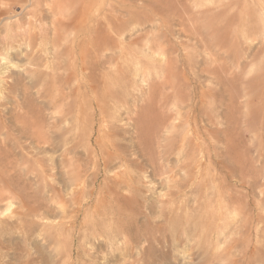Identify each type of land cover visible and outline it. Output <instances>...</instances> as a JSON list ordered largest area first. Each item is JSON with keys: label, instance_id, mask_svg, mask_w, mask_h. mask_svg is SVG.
I'll use <instances>...</instances> for the list:
<instances>
[{"label": "rangeland", "instance_id": "rangeland-1", "mask_svg": "<svg viewBox=\"0 0 264 264\" xmlns=\"http://www.w3.org/2000/svg\"><path fill=\"white\" fill-rule=\"evenodd\" d=\"M13 1L0 0V123L7 124V127H4L0 133V264H136L134 261L137 260L138 264H143L140 257L142 250L145 251L148 246L152 245V242L156 241L149 240L148 244L144 241V236L141 239L139 236L140 242H135L132 248L133 253H127L126 249L125 253L124 250L118 252L119 249H124L130 241L126 237L125 242L123 238L109 239L100 226H98L99 229L91 228L89 219L87 221L90 212H88L89 201H85L79 207L72 206L69 189L70 174L67 172L69 170L68 161L73 157H84L87 151H91L93 157L97 152V146L94 142L89 145L87 136H83L77 139L79 154H63V148L58 142L61 131L60 119L68 104L71 105L74 102L79 104L86 101L83 87L80 86L64 100H54L55 87L58 83H54L51 77L56 56L50 41L47 46V44H40L41 38L28 39L17 36L12 39L13 46L9 47L8 41L2 38L8 26H14L15 31L20 34L24 29V31L29 29L31 31L34 28V33L37 35L40 32L36 29L37 25L44 23L49 27L54 24L56 26L58 23L52 22L57 17L55 16L57 10L54 9L58 7L57 5L59 7L64 5L65 1L61 0L58 4L55 0H39L41 3L36 4V0H24L21 5ZM159 1L161 5L163 4L161 7L164 13L160 12L161 15L158 11L156 13L152 8L150 9L149 5H136L138 3L134 5L133 2L127 0L126 3L121 1L124 4L116 0H97V3H93L95 6L92 5V10H85L79 18L72 15L74 20L78 18L75 22H81L76 29L72 30V33L82 36L88 31L93 20L112 6L118 9L116 14L126 19L125 21L133 20V18L129 19L128 11L132 14L140 11L138 13L143 14L141 11L143 10L147 15H151L149 22L144 24L131 22L128 28L117 36L123 46L121 51L119 49L104 51L107 56L118 57L119 60L115 58L117 68L114 67L115 61L113 60L111 64L113 68L108 70V75L101 76L98 83L105 82L108 85L126 89L129 102L122 107V112L121 110L119 112V115L123 114L120 116V118L123 117L121 120H124L127 107H129L128 110H134L140 106L150 105L152 108L165 109L159 106L158 86L163 82L164 74H169L168 71L173 72L181 94L190 99L188 108L197 109L203 114L211 112L215 116L217 125H207L201 133V142L205 146L209 143L216 144V151L219 155L212 152L210 162L217 164L215 168V174L219 177L217 182L219 184L223 176H227L228 183L226 182L224 187L229 184L231 192L240 198L241 202L231 207L235 212L226 214L227 222L231 220L232 226L229 224L228 229L220 233L219 237L218 234L208 236L211 247L207 243L204 244L203 239L196 235L197 233L192 234L195 232L192 226L188 228L189 232H186V236L182 235L186 239H181V230H177L178 227H176L175 231L170 229L171 235L168 233L167 242L160 238L161 243L156 242V245H152L156 256L149 264H264V34L248 35L246 32L243 34L239 28L245 21L247 24L249 21L252 22L249 24H254L260 18L264 21V1L254 0L253 3L252 0ZM45 3L49 4L48 7L44 6ZM260 5L263 6L261 10L257 9V6L262 7ZM153 9L156 10V6ZM173 9L180 11V16L172 14ZM168 10L171 14L167 13ZM61 15L64 16L63 19L71 18V14L67 12ZM237 26L238 30H236ZM218 30H222V32L219 31L221 35ZM237 32L244 38H240ZM138 35L141 38L137 44H128V41ZM259 35L263 37V41ZM245 36H247L246 39ZM257 37L260 42L262 41L261 43L258 42ZM155 38L158 41H154ZM248 39L252 40V44ZM247 42L250 43L247 44ZM150 43L153 48H149ZM43 47L45 48L42 49ZM31 54L33 60L29 62ZM2 57L6 58L7 64ZM63 57L65 65L71 67V59L68 56L63 55ZM167 58L171 59V62L168 69H165ZM34 59H37L36 62ZM23 67L27 71L33 69L41 71L46 79L38 81L34 78L35 84H32L24 71V75L22 74ZM127 68H130V71H126ZM112 69L116 70L113 72ZM123 70L127 79H122L123 73L120 74V72ZM133 70H135V76L130 77L134 75ZM129 73L132 74L129 75ZM126 83H128L127 86ZM202 90L206 95L202 103L195 106L194 97L200 95ZM153 92L154 97L151 95ZM167 92H169L168 89L162 90L163 94ZM23 95H28L30 98L28 112L24 118L27 122L19 116L23 108L19 107L18 102ZM171 99L172 96L168 101L171 102ZM129 105H132L131 109ZM169 107L177 109L176 106L170 105ZM14 114L17 118L13 117ZM145 118L147 122L148 119L151 120L150 115H146ZM82 120L87 121L86 118ZM121 120L118 124L128 129L127 117L125 122ZM198 120L201 127L205 125L204 120L200 118ZM228 120L232 131L226 135L225 121ZM24 124L27 125L30 137H25L17 131V128ZM71 124L72 121L69 120L65 126L69 128ZM6 133L11 139L18 138V141L7 144L9 137ZM32 133L36 134L38 139H33ZM95 133L93 137L96 136ZM216 137L219 139L217 143L215 142ZM128 141L125 138L124 142L130 144ZM5 152L9 153L8 157ZM128 156L138 160L131 148ZM170 159L175 158L170 157ZM221 161L234 163L233 169L232 165L228 170L219 166L218 163ZM141 162L145 164L146 160L141 159ZM241 169L247 172L244 179L239 173ZM131 170L136 172L137 180H135H140L137 185L140 188L141 199L147 197L142 204L155 203L160 191L162 192L165 181L160 184L152 180L145 168L132 167ZM231 172L234 173L230 177ZM104 173L107 174L101 171L99 175L101 186L105 182ZM96 187L97 185L95 186L97 192L98 187ZM123 193L126 196L130 195L127 190ZM124 210L125 207L121 206L120 212ZM118 212L115 213L116 218L112 220L125 221V216H119ZM152 219L148 217V210L145 206H142L141 213L132 220V229L140 226L142 222L150 223ZM108 221H110L108 218L102 219L100 225ZM159 221L154 219L151 223L157 224ZM167 229L169 232V228ZM139 232L144 233L143 227ZM113 242L116 246L118 244V249ZM198 242L200 244L203 242V245Z\"/></svg>", "mask_w": 264, "mask_h": 264}, {"label": "bare ground", "instance_id": "bare-ground-1", "mask_svg": "<svg viewBox=\"0 0 264 264\" xmlns=\"http://www.w3.org/2000/svg\"><path fill=\"white\" fill-rule=\"evenodd\" d=\"M23 1L24 0H14L13 3L18 2L21 5ZM55 1L59 4L60 3L59 1L61 0H55ZM64 1H65L64 5H61L60 7L59 5H57L58 7L54 6L56 7L54 10L57 11H55L56 15L53 14V16L55 15L57 17H55L52 20V22L53 23L55 22L56 24L58 23L56 26L54 24L49 27L44 23L37 25L38 27L35 28L38 29V32L40 31L39 32L40 34L38 33V35L34 33L33 30L34 28L31 29V31H29L30 29L24 31L25 30L24 29L23 32L20 34L17 31H15L14 26H8L6 28L7 30L4 33L5 35L2 36V38L8 41L9 47L13 46L12 39L13 38L15 39V37L17 36H21L28 39H31L32 37L33 38L36 37L38 39L41 38L40 44L43 45H46L50 41L49 43H51V45L53 46L52 50L54 51V55L56 56L54 65L52 64L53 61L51 62V64L53 65L52 66L53 73L51 77L54 83H58V85L55 87L56 90L54 92V100L58 101V100L66 99L76 89H79L80 86H82L84 89L85 92L84 97L86 98V101L81 102L79 104H76L75 102L71 105L68 104L67 108L65 109V112L61 116V119L59 118L61 123V128H60L61 131L59 134L58 142H60L63 148V154L65 155L67 153L79 154L78 153L79 150L77 151V146H78L77 139H80L83 136H87L88 138L87 142L89 145L94 142L95 146H97V152L96 154H94L93 157L91 151H87L84 157H76V158L73 157L70 161H68L67 166H69V170L67 172H69L70 174L69 189L71 196L70 200L73 203L72 206L75 205L79 207L85 201L87 202L89 201L88 203L90 204V209L88 210V212L90 211L89 212L90 215L88 213L89 217H87V221L89 219L91 228L96 229L98 228V226H100L103 232L106 233L107 238L124 239L126 237L127 240L130 241L125 245L124 249H119L118 252H120V250H124L125 253V249L127 253L132 251L134 252L132 248H134L135 242L136 243L140 242L142 236H144L145 238L144 241L148 244L150 243L149 240H153L156 241L157 243H161L160 238H162L164 242H167L169 238L168 233L171 235L170 229H173L175 231L176 227L179 228V229L177 228V230L179 231L181 230L180 231L181 236L182 235L186 236V232H189L188 228L190 226H192L193 228L192 227L191 228L195 231L192 232V234L197 233L196 235H198V238L200 239L202 238L204 244L207 243L209 244V247H211L212 244L208 241L209 239L208 236H212L213 234L216 235L218 234L219 237L220 233H224L225 230L228 229L229 224H231L230 223L231 220L227 222L226 214L234 211V208L231 207H233L235 203L241 202V199L236 197V195L233 192H231V188L229 187V184L228 186L224 187V185L227 182V176H223V179L220 180L219 184L217 182L219 179V177H217L215 174V168L217 167V164H215L213 161L210 162L212 160L211 157L212 152H214L215 155H219V153L216 151V144L209 143L207 146H205L201 142V133L204 129L207 128V125L209 124L217 125L216 122L217 120L215 119V116L211 112H204L203 114L199 112L197 109L194 108L189 109L188 108L190 107L189 97L185 96L184 94H181V91L179 90V86H177L175 82V74L173 72L168 71L169 74L167 75L164 74V79L162 78L163 82L160 85L158 84L159 86L157 92L159 94L158 97L159 106H162L165 109L162 110L159 107L158 108L153 107L154 108L153 109L150 105L140 106L138 107V109H134V110L133 109L128 110L127 108L129 107H127L126 110L128 111L125 110L126 113L124 114L126 115L128 120V122L126 121L128 127L131 129L132 132L130 133L129 128L126 129L120 126L121 124H118V122H120L121 118H123V117L120 118V116H122L123 114L119 115L120 114L119 112L122 109V107H124V105H126V103L129 101L127 99L128 97H126L127 92L125 88L115 87L116 85L115 86L108 85V83L106 84L105 82L104 83L102 82L101 84L98 83L100 77L108 75V70L111 69V67L113 68V66H111L113 60L115 61L114 67L117 68L116 59H118V57L117 58L115 57L116 58L115 59L114 56L111 55L107 56L106 52L104 51L118 50V49L121 51L123 46L120 44V40L117 38V36H120L125 31V29L128 28V25H130L131 22H138L140 24L149 22L151 20L150 19L151 15L150 16L147 15L146 11L144 12L143 10H141L143 14L141 13L139 14L138 12L140 11L133 14L130 11H128V14L130 15L129 19L133 18L134 21L131 19L125 21L126 19L124 20L122 19L123 18L122 16L116 14V11L118 9H116L114 6L110 4V6L112 7L110 9H107V11L102 13L100 16H97L93 20L92 24L88 27V31L84 33L82 36H79L75 33H72V30H74V28L76 29V27L81 23L80 21H79L80 23H77L75 22V20L77 19L76 21H78L80 14L83 13L85 10H92L97 0H64ZM116 1L118 3L121 1L122 2L124 1V3H126V0H116ZM127 1L133 2L134 5L136 3H138L136 5L139 4H142L144 6L149 5L150 9L152 8L154 12L156 11H158L159 13L163 12V7H161L163 4L161 5L159 0H127ZM253 1L254 0H252V3ZM258 1L259 0H257V2ZM37 2H39V0H36V4H38ZM46 5L47 4L45 3L44 6ZM48 5L46 7H48ZM153 6L154 7L156 6V10L153 9L154 8ZM260 8H263V6L259 8L257 6V9ZM172 11H173L172 14L174 15L178 14V16H180L179 13L180 11L179 12L175 11V9H173ZM65 12L70 13L71 18L72 15H75L78 18L74 16L76 19L74 20L72 18V20H70L71 18L70 19L68 18L70 17V15L67 14L69 15L67 17L68 19H63L64 16H62L61 14H64ZM167 13L171 14L169 10ZM254 16L252 18H254ZM242 18L243 17H241V19ZM258 18L259 16L257 17V19ZM245 22L241 23L240 25L241 27H239L241 28L240 30L243 32V34H245V32L248 33V35L257 34V33L258 34L260 33L262 35L264 34V21H261V18L260 20H257V22H255L254 24H249L251 21H249L248 23L249 25ZM238 26L236 30H238ZM219 31L222 32V30H218V33ZM237 35L240 36L241 34L237 32ZM246 37L247 36H245V39ZM259 37H257L258 42H260ZM139 38H141L140 35L136 36L135 38L128 41L129 42L128 44H132V43L137 44L139 42ZM240 38H244V37L240 36ZM154 41H158V40L155 38ZM237 41H239V39ZM249 41H251L252 44V40ZM243 42L244 41H242V43ZM248 43L250 42H247V44ZM251 44L249 46L253 50V46ZM150 47H152V43L149 44V48ZM44 48L45 47H43L42 49ZM250 48H249V53H250ZM239 50L241 51V48ZM246 54H248V52ZM63 55L68 56L71 59V65H70L71 67H67L65 65L64 62L65 58L63 57ZM2 59L5 60V63L7 62L6 58L2 57ZM31 60H33L32 54L30 55L29 62ZM34 60L36 62L37 59ZM136 61L139 62V60ZM170 62L171 59H168L167 64L164 67L165 69H168V65L170 64ZM128 66L131 67V65ZM137 67L138 66H136V68ZM129 69L127 68L126 71H128ZM33 70L27 71L25 67H23L21 70L23 75L25 72L26 77H28V80H31L32 84H35L33 81L34 78H37L38 81H44L46 79L45 75L41 71L35 69ZM113 70L116 69H112V71ZM36 72H38L39 74ZM134 72L135 70H133L132 73L134 74ZM121 73H123L122 79L123 78L127 79V75L126 73H124V70L123 72H120V74ZM132 73H129V75ZM215 75L217 74L215 73ZM132 76H135V74L131 75L130 77ZM130 77L128 78L130 79ZM102 79L104 80V78ZM127 84L128 83H126V86ZM9 87L11 86L9 85ZM163 89H168L169 92L163 94L162 93ZM151 95L154 97L155 95L154 92L151 93ZM205 95L206 93L202 90L200 91V95L194 97L195 106L202 103V100L204 99ZM171 96L172 99L170 102L168 101V99ZM29 101H30L29 96L23 95L20 102H18L20 108L23 109L25 108V110L22 109V112L19 114V116L23 119L24 122H27V120H25L24 118H26L25 116L28 112ZM137 105L139 106L138 102ZM170 105L176 106L177 109L170 108L169 107ZM135 108H137V106ZM146 115H150L151 118V120L148 119L149 120L148 122L146 121L145 118ZM13 117L17 118V115L14 114ZM84 118H86L87 121L82 120ZM198 118L205 121L204 126L202 127L200 126ZM69 120L72 121V124L69 128H67L65 126V123L68 122ZM228 122L229 120L225 121L226 135H228V133H231L232 131V126ZM4 127H7V124L6 123L4 124L3 122L0 123V133L3 131ZM17 131L18 133L23 134L25 137L31 136L27 132L26 124L18 127ZM94 133L96 134L95 137H93ZM6 135L9 137L7 144L9 142L11 144L12 142L16 143L18 141V138L13 137L11 139L8 133H6ZM32 136L33 139H38L36 134L32 133ZM125 138L130 141V144L124 142ZM218 141L219 139L216 137L215 142L217 143ZM4 146H6L5 143ZM130 148L134 151L138 160L129 158L128 152ZM5 155L6 157H8L9 153L5 152ZM170 157H174L175 159L171 160ZM141 159L146 160V163L143 164L141 162ZM233 164L234 163L226 162V161L223 162L221 161L218 163L219 166H222L227 170L231 169V165L233 169L234 166ZM132 167H136L137 169L145 168L146 171L149 172L148 175L151 176L152 180L157 181L160 184H162V182L165 181L164 183L165 185L163 186L162 192L160 191V194L158 195L159 198L158 199L155 198L157 199L155 203L149 204L145 202L144 205L142 204L145 198L147 199V197H145L144 199L142 198L143 200L141 199L140 188L137 185V183L140 180L136 181L137 180L135 175L136 172H133V170H131ZM101 171L107 173L106 175L104 173L105 176L103 175L104 176L103 178L105 180L104 183H102L103 181L101 182L103 186H101L99 181L100 180L99 175H101L100 174ZM233 173L231 172L229 176L231 177ZM239 173L241 175V178L243 177L242 179H244V177L246 176L245 174H247V172L244 171L243 169H241ZM96 185L98 187V188L96 187L97 192L95 191ZM126 190L130 193L129 196H126L123 193V191L126 192ZM121 206L125 207V210L120 212ZM142 206H145V208L148 210V217L160 221L157 224L151 223L152 220L154 219H152L150 223L142 222L140 226H137L133 230L131 226L132 220L134 218H137L138 214L141 213ZM236 207L237 206H235V208ZM117 211H119L118 212L119 216L121 215L125 216V221L112 220L116 216L115 213H117ZM106 218H108V220L110 219V221L100 225L102 219H106ZM142 227L144 229V233L139 232L142 230ZM167 228H169V232H167L168 231ZM185 236H182L181 239L185 238ZM223 236L227 237V235L226 236L223 235ZM200 241L201 240H199V242ZM110 242L111 241H109V243ZM199 242L198 244H200ZM155 243L152 242V245ZM202 243L200 245H203ZM120 244H122V242ZM110 245L113 246V244ZM152 245L148 246V248L145 251L143 249L141 252L142 254L140 255V257L143 264H149L150 262H152L153 259H155L156 254H155V250L152 249L153 248ZM158 245L159 244H157V246ZM114 246H116V244ZM116 247L117 249L119 248L118 244ZM121 248L123 247L121 246ZM114 251L116 252L117 250ZM156 253H157V249H156ZM134 262L138 264L137 263L138 260Z\"/></svg>", "mask_w": 264, "mask_h": 264}]
</instances>
